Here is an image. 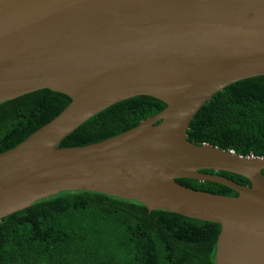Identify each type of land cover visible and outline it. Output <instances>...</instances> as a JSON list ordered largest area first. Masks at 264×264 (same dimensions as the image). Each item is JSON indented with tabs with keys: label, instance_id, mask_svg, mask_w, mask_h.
<instances>
[{
	"label": "water",
	"instance_id": "1",
	"mask_svg": "<svg viewBox=\"0 0 264 264\" xmlns=\"http://www.w3.org/2000/svg\"><path fill=\"white\" fill-rule=\"evenodd\" d=\"M263 75L264 0H0V103L43 89L70 99L0 153V220L63 191H91L217 223L214 264H264V155L186 137L215 93ZM138 96L165 107L106 140L59 147L92 116Z\"/></svg>",
	"mask_w": 264,
	"mask_h": 264
},
{
	"label": "trees",
	"instance_id": "2",
	"mask_svg": "<svg viewBox=\"0 0 264 264\" xmlns=\"http://www.w3.org/2000/svg\"><path fill=\"white\" fill-rule=\"evenodd\" d=\"M70 99L48 89L0 103V153L54 119ZM165 104L149 96L123 100L82 123L60 148L97 143L136 127ZM189 142L241 156L264 155V75L239 80L215 93L196 112ZM238 185L243 176L213 170ZM264 175V170H262ZM207 193L236 196L218 183L176 179ZM217 223L91 191H63L0 220V264H214Z\"/></svg>",
	"mask_w": 264,
	"mask_h": 264
}]
</instances>
